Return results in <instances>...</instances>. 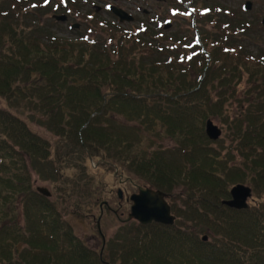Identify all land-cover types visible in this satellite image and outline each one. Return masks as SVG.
I'll return each mask as SVG.
<instances>
[{
	"label": "trees",
	"instance_id": "1",
	"mask_svg": "<svg viewBox=\"0 0 264 264\" xmlns=\"http://www.w3.org/2000/svg\"><path fill=\"white\" fill-rule=\"evenodd\" d=\"M42 16L0 0V263L264 264V55L223 32L205 56L182 38L157 42L149 26L69 30ZM90 25L101 36L89 39ZM99 167L166 193L180 186L175 223L123 225L106 252L90 249L59 209L101 201ZM34 172L52 181L50 197ZM237 183L252 189L246 208L221 203Z\"/></svg>",
	"mask_w": 264,
	"mask_h": 264
},
{
	"label": "rangeland",
	"instance_id": "2",
	"mask_svg": "<svg viewBox=\"0 0 264 264\" xmlns=\"http://www.w3.org/2000/svg\"><path fill=\"white\" fill-rule=\"evenodd\" d=\"M196 1V2H195ZM209 1V2H208ZM206 2V0H184V7H181V12L183 11V14L189 13V11H187V6L190 5V7H195L194 5L198 2H204L200 5L197 6V8H202V6H211L212 8V12L210 15H208L207 17H205V23L204 26L199 22V17H197L195 23L196 26H199V31L200 34L202 36V40H203V36H207V34L210 35L209 32L216 31V27L213 24L212 20H209L210 16H216V17H224L225 13L223 12L224 8H227L230 10V13H234L235 15H238L240 17L243 18L244 21L249 22L250 26H248L245 32L240 33L239 35H237L236 38V42L237 43H241L244 47V50H246L247 52H249L251 57H254L256 59H258L261 55H264V27L261 25V18L262 15L264 14V0H208ZM245 1H250L251 2V9L250 10H244L243 9V5ZM76 6L80 7V11L81 14L83 13V11H85V9L87 8L90 9V3L89 5L85 6V4H83V0H76ZM215 5L219 6L222 8V11H217V6L214 7ZM165 6L163 5L162 8H154V11L152 13H150V17H154L157 13L156 12H164L162 15V18L160 19L161 22H163V16H166L165 18L170 19V16L167 13V10L164 8ZM50 13V12H49ZM102 14H98V16H101ZM136 15L138 18H144V14H142L140 11L136 12ZM182 14L177 15L173 18V21L175 22V24L173 23V25H177L180 26L182 28V32H181V37L183 41H184V49H188V46L190 45H194L195 47H198L199 45L196 44L197 43V39H196V31L195 29H193V27L191 26V24L187 25L186 21L184 20V18H182ZM45 18H48L46 16H43ZM159 18V17H158ZM158 18L156 19V23L158 22ZM74 19V18H73ZM104 19H108L105 18ZM84 21V22H83ZM78 22H82V28L84 25L89 24V21L85 20L84 18H82V20H79ZM199 23L202 25L200 26ZM132 26H125V28L128 29H132L136 26V22L131 23ZM94 26V25H93ZM62 27L64 28V25H62ZM95 27V26H94ZM173 27L171 25L170 28H166V34H170L173 33ZM202 27H205L204 29L207 32H202ZM162 29H158L157 31H161ZM169 30V31H168ZM87 37L89 39H95L98 36H101V32L97 29V28H93V30H89L87 33ZM195 35V36H194ZM195 37V39L193 38ZM150 40V37H149ZM154 40H157L156 38H154ZM179 42V41H177ZM215 45L213 43L209 44V50L211 52V50H213V47ZM218 51V50H215ZM214 52V50H213ZM221 59H224V55L220 56ZM226 58V57H225ZM230 59V58H229ZM255 71H261L260 69L258 70H253ZM259 75V74H258ZM260 76V75H259ZM264 76H260L259 78H263ZM247 78L248 76H245L243 78V83L241 85H245L247 84ZM240 89L238 90V94H240ZM236 106H234L233 108H235ZM216 124H218L217 121H215ZM34 128L37 129H41L38 126L34 125ZM161 141V140H160ZM162 145L165 147L171 146L172 145V140L166 138L163 139L161 141ZM89 166V161L86 163ZM96 161H94L92 163V167L95 168L96 165ZM105 167H99L96 171H93V173L95 174V176H99L100 181L98 180H94L93 182V186L94 185H98V183L102 182V187H103V191L100 192L102 199H98L101 201H108L110 202L112 205H116V197L112 192H116L117 189L120 187V183L118 182L117 178H114L113 173H111V171H106ZM73 174L72 171L70 170H65V174ZM32 181L34 182V184L37 187H44L47 190H51V184L52 181L51 180H45V179H40L37 174L34 172L32 173ZM124 176V175H123ZM127 175H125L124 177H126ZM130 178H136L134 176H130L128 175ZM123 177V178H124ZM97 182V183H96ZM240 184V183H237ZM244 184V183H242ZM235 185V184H234ZM233 185V186H234ZM247 185V184H246ZM125 186L127 187L128 191H134L135 189L133 188L132 185L130 184H126L124 186H122V188L125 189ZM100 187V186H99ZM99 192V191H97ZM112 193V194H111ZM182 193V189H180V186L176 185V187L174 188V192L173 193H168L171 194V196L168 197V202L169 203H173V201H178V203L180 202L178 195ZM56 197L60 198V196L57 194ZM65 199L67 200V196L65 195ZM70 199H77V200H71V202L74 203L73 207L70 206H66V208L63 209H59L60 211H63V217L65 218V220H68L69 223L72 225L73 229H74V233L76 234V236H78L81 240H83L86 244H88L91 248L95 249L98 251L100 245H101V239L100 236L97 235V230H96V224L95 221H93V219H91V217L87 214H95V218L98 216L99 213V204L100 202H96V199L93 201L91 199V195H89V198H86V200H79V198L77 197H73ZM250 201V200H249ZM82 205V207H80V204ZM67 204V203H66ZM78 204V205H77ZM83 211L85 212V216L86 219L83 218H78L76 215L71 214L72 211ZM124 210V209H123ZM126 211V208H125ZM80 214V213H79ZM21 218V222H23V218L22 216ZM130 224L128 225H132V222H128ZM101 229L103 232H105V236L108 238H112V237H119V236H124L125 235V230L124 232L121 231V224L119 223V221L117 220V218L113 215V214H107L103 216V219L101 221ZM134 230H137L138 227L137 226H133ZM119 230V232H118ZM135 232V231H134ZM118 233V234H117ZM96 235L98 239H96L95 241L91 240V236ZM3 264V263H0Z\"/></svg>",
	"mask_w": 264,
	"mask_h": 264
},
{
	"label": "flooded vegetation",
	"instance_id": "3",
	"mask_svg": "<svg viewBox=\"0 0 264 264\" xmlns=\"http://www.w3.org/2000/svg\"><path fill=\"white\" fill-rule=\"evenodd\" d=\"M10 1V0H9ZM208 0H206L207 2ZM76 0H23V3L26 5H30L32 8H37L39 12L43 13V16H46L49 19L52 18L55 20V22H61L65 26V28L69 30H81L83 23L78 22L79 20H82L84 18L85 20L89 21V23L95 22V21H100V20H105V18H108L106 20H113L117 21L118 23L122 24L123 26H132L131 23L136 22V26L139 30L143 31L145 26H149L151 30L153 29L156 32V41L161 42V40H167L168 43L170 44L171 48L175 47V44H177L181 37V32L182 28L175 24L173 21V18L177 15L180 16L182 14V18L186 21L187 25L191 24V26H195L191 22V15L189 14H183V11L181 12V7H184V0H83V4L85 6L89 5L90 3V9L83 11L81 14V9L80 7L76 6ZM196 2V1H195ZM209 2V1H208ZM207 2V3H208ZM204 2H197V6L202 4ZM196 4L194 5L195 7ZM206 4V3H204ZM163 5L165 6L164 8L167 10L168 15L170 16V19L165 18L166 16H163V22H161V18L164 12H156L157 14L154 17H150V13L154 11V8H162ZM215 5L214 7H216ZM203 7V6H202ZM210 7V6H208ZM115 10H120L125 12L128 16H131L132 20L131 21H123L121 22L119 20V16L116 14ZM191 7L190 5L187 6V11L190 12ZM140 11L142 14H144V18H138L136 15V12ZM227 12L230 11L229 9L226 10ZM50 12V13H49ZM102 14L101 16H98V14ZM230 13H227L224 15V17H216V16H210L209 20L213 21L212 25H215L216 31L213 33L209 32L207 36H202L200 34V29L199 26H196V31L199 34V40L201 43V48L203 52L208 53L209 50V44L213 43L215 46L213 47V50H219L220 46L224 43L222 39L220 38V27H221V19L226 23L228 28H232L229 22H235L236 17H232L233 15H229ZM65 15L66 18L64 20H58L56 17L58 16H63ZM42 16V21L43 17ZM159 17V18H158ZM199 17V22L204 26L205 17L206 15H200ZM74 18V19H73ZM158 18V22L156 23V19ZM84 22V21H83ZM199 23L200 26H202ZM173 27V33L166 34L165 29ZM91 30L95 28L93 25H90ZM162 29L161 31H157L158 29ZM205 27H202V32H207ZM90 30V31H91ZM169 31V30H168ZM146 33V32H144ZM166 41V42H167ZM234 41V38H230V42ZM229 43V42H228ZM232 43V42H231ZM188 48H194V46H188ZM224 50L229 49L226 47L223 48ZM211 50V51H213ZM230 50V49H229ZM189 51V50H188ZM186 51V52H188ZM192 53V52H189ZM209 55V54H207ZM209 59V58H208ZM120 183V187L117 189V191L114 193L112 192L115 197H116V205H112L110 202L104 200L100 201L99 204V213L98 216L95 218V214H87L95 221L96 224V230H97V235L100 236L101 239V245L98 249L99 254H101L103 251L106 252L107 249V243L109 241V238L107 240V237L105 236V232L102 231L101 229V221L103 219V216L107 214H113L119 223L121 224V227L123 225H128L132 222L136 224L137 222L134 221L133 219H127L128 214L130 212V207H131V201L129 199L130 195L132 193H136L138 190L139 185L130 179V177H125L121 180L118 181ZM130 184L133 186L135 189L134 191H128L127 187L125 186V189L122 188V186ZM119 191L121 194H119ZM111 193V194H112ZM167 201L168 196L166 197ZM171 204V203H170ZM126 208V211H125ZM124 209V210H123ZM87 216H85L83 219H86ZM97 222H99V228L97 226ZM92 241L98 239L96 235L93 234L90 238ZM85 243V242H84ZM86 244V243H85ZM90 249L91 248L88 244H86ZM94 251H97L93 249Z\"/></svg>",
	"mask_w": 264,
	"mask_h": 264
},
{
	"label": "water",
	"instance_id": "4",
	"mask_svg": "<svg viewBox=\"0 0 264 264\" xmlns=\"http://www.w3.org/2000/svg\"><path fill=\"white\" fill-rule=\"evenodd\" d=\"M250 9L251 4L249 2L245 5ZM119 16L120 21H131V16H128L125 12L115 10ZM58 20H64L65 16L56 17ZM264 25V17L262 19ZM205 132L209 139L217 140L221 134V128L208 119L205 125ZM37 191L45 196H50L49 190L44 187H37ZM230 198L222 200L221 203L231 208L242 209L248 206L247 200L252 195V190L249 186L244 184H236L230 189ZM119 194L120 191H119ZM166 194L160 190H155L149 187H138L136 193H132L129 197L131 201L130 212L127 219H135L141 224H148L151 222L161 223L165 225H171L174 222V216L170 214V206L165 200ZM99 227V222H97ZM208 238L206 235L202 236V240L206 241Z\"/></svg>",
	"mask_w": 264,
	"mask_h": 264
}]
</instances>
